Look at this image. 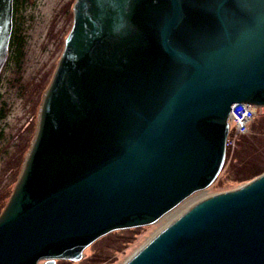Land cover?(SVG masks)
Returning a JSON list of instances; mask_svg holds the SVG:
<instances>
[{"label":"water","instance_id":"95a60500","mask_svg":"<svg viewBox=\"0 0 264 264\" xmlns=\"http://www.w3.org/2000/svg\"><path fill=\"white\" fill-rule=\"evenodd\" d=\"M73 10L0 213V264L79 260L97 238L157 221L219 175L231 106H264V0ZM10 16L0 0V65ZM123 264H264V171L200 198Z\"/></svg>","mask_w":264,"mask_h":264},{"label":"rangeland","instance_id":"374dc122","mask_svg":"<svg viewBox=\"0 0 264 264\" xmlns=\"http://www.w3.org/2000/svg\"><path fill=\"white\" fill-rule=\"evenodd\" d=\"M74 3L75 0H27L18 17L21 49L13 48L11 61L0 66V212L17 181L34 135L43 92L51 81L73 23ZM256 114L250 133L234 149L232 161L226 155L216 180L184 202L198 195L204 197L237 187L246 182L236 179L241 173L264 171V107H258ZM232 164L241 166L240 171L229 173ZM164 216L151 224L128 229L130 234L126 238L134 236V239L126 246L121 244L120 232L112 231L88 245L79 260L59 259L55 264H123L158 231Z\"/></svg>","mask_w":264,"mask_h":264},{"label":"built area","instance_id":"2783aa9c","mask_svg":"<svg viewBox=\"0 0 264 264\" xmlns=\"http://www.w3.org/2000/svg\"><path fill=\"white\" fill-rule=\"evenodd\" d=\"M230 115L235 127V132L234 135L227 140L226 145L233 149L235 146V138L248 131L255 113L250 105L245 103H235L231 106Z\"/></svg>","mask_w":264,"mask_h":264},{"label":"trees","instance_id":"16d2710c","mask_svg":"<svg viewBox=\"0 0 264 264\" xmlns=\"http://www.w3.org/2000/svg\"><path fill=\"white\" fill-rule=\"evenodd\" d=\"M25 3H26V0H15L14 10L16 11L18 9V7H20L21 5H25ZM14 20H16V19L14 18ZM14 20H13V22H14ZM10 45L17 46L16 45V41H14V38L13 37L11 38ZM20 45H22V43H20ZM238 167H241V166H238ZM238 167L236 165H233L232 164L230 166V168H229V173L232 174V173L239 172L240 171V168H238ZM261 172L262 171H260V172H258L256 174H254L255 172H252L251 174L250 173H241V175L240 176H237L236 179H238V181H247V180L255 177L256 175L260 174ZM118 232H120V236L122 237V242H121L122 246H126L127 244L131 243L132 240L134 239L133 238L134 236H131V237L126 238L128 236V234H130V231L128 232V229H126V230H120Z\"/></svg>","mask_w":264,"mask_h":264},{"label":"bare ground","instance_id":"6f19581e","mask_svg":"<svg viewBox=\"0 0 264 264\" xmlns=\"http://www.w3.org/2000/svg\"><path fill=\"white\" fill-rule=\"evenodd\" d=\"M202 197L201 195L195 196L193 198L188 199L186 202H184L181 206H179L178 208H176L175 210L167 213L164 218H163V222L161 224V227H164L165 225L171 223V221L175 218V216H177L179 213H181L182 211L185 210V208H187L189 206V204H191L193 201H195L196 199ZM159 228V229H160ZM158 229V230H159Z\"/></svg>","mask_w":264,"mask_h":264},{"label":"flooded vegetation","instance_id":"af4514ba","mask_svg":"<svg viewBox=\"0 0 264 264\" xmlns=\"http://www.w3.org/2000/svg\"><path fill=\"white\" fill-rule=\"evenodd\" d=\"M14 7H15V0H13V19H12V30H11V35L13 34V30H14V33L17 34V26L15 27V23L13 22L14 18H15V15L16 13L14 14Z\"/></svg>","mask_w":264,"mask_h":264}]
</instances>
